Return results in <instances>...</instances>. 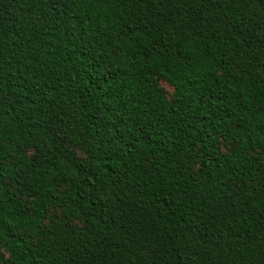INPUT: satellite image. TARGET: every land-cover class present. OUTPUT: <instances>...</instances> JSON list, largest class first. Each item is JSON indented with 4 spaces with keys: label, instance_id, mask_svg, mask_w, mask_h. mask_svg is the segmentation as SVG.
<instances>
[{
    "label": "trees",
    "instance_id": "1",
    "mask_svg": "<svg viewBox=\"0 0 264 264\" xmlns=\"http://www.w3.org/2000/svg\"><path fill=\"white\" fill-rule=\"evenodd\" d=\"M0 264H264V0H0Z\"/></svg>",
    "mask_w": 264,
    "mask_h": 264
},
{
    "label": "rangeland",
    "instance_id": "2",
    "mask_svg": "<svg viewBox=\"0 0 264 264\" xmlns=\"http://www.w3.org/2000/svg\"><path fill=\"white\" fill-rule=\"evenodd\" d=\"M164 86H165L170 92L172 91L171 88H170L167 84L164 83Z\"/></svg>",
    "mask_w": 264,
    "mask_h": 264
}]
</instances>
